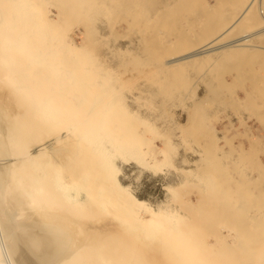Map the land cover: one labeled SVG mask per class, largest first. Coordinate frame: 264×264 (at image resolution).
Segmentation results:
<instances>
[{"label": "bare ground", "instance_id": "obj_1", "mask_svg": "<svg viewBox=\"0 0 264 264\" xmlns=\"http://www.w3.org/2000/svg\"><path fill=\"white\" fill-rule=\"evenodd\" d=\"M263 2L212 11L207 0H0V264H264V188L218 186L209 173L222 157L185 138L176 158L179 144L132 106L123 80L148 71L126 69V56L162 57L151 83L170 95L181 68L257 47L264 28L233 34L264 21ZM192 7L206 9L199 32L176 29L172 16ZM174 32L193 42L169 46ZM235 136L260 143L235 130L224 136L233 152ZM127 167L134 181L161 178L164 199L139 197Z\"/></svg>", "mask_w": 264, "mask_h": 264}, {"label": "rangeland", "instance_id": "obj_2", "mask_svg": "<svg viewBox=\"0 0 264 264\" xmlns=\"http://www.w3.org/2000/svg\"><path fill=\"white\" fill-rule=\"evenodd\" d=\"M229 1L231 0H207V3L212 5V11H223L218 5L225 2L228 3ZM261 8V15H264V2ZM188 10L189 11L186 12L184 10L183 12L180 11L178 14L172 16V19L175 21V28L180 29L184 25V31L187 30V32H191L190 26L193 25V30L198 31V21L204 19L201 11H205L206 9L192 7ZM257 18L258 19L248 26V28L242 27L235 33L233 32V37L235 35V37L240 36L245 32H252L256 29L264 28V21H262L260 15ZM51 19L54 20V17L51 16ZM162 35H164V33L161 34V37ZM165 36V42H167L169 46H171L172 43H178V45L181 46H189L190 42H193L191 37L179 38V34L176 32L168 34V37L167 35ZM177 36L178 38L176 39ZM73 37L77 42H80V33L78 31H76ZM125 43L126 41H121L122 47L126 46ZM250 43L257 47L247 49V51H241L233 58L222 57L219 60L209 61L207 63H194L185 68H181V79H178V81L171 79L172 83L175 82L179 84L177 89L175 85L173 91H170V95H163L161 93L156 94L159 91L155 89L156 87L159 89V86L156 85L155 82L151 83L153 79L152 76L154 77L157 71L163 68V64L160 63L159 60L164 58H156L153 56L146 58V56H142V59L145 58L149 62L141 64L134 62L133 59L130 60L132 57L126 56L125 59H123V64H125V66L122 64L120 65L121 69H123V66L126 69H136L139 65L143 67L142 65L145 64L144 66H146V68L144 67L141 69H148V71L143 73L135 71H132L134 73L130 72L133 76H136L135 79L130 78L132 75L130 76V73H127L125 77L128 76L129 79L123 80L127 81L126 85L130 84V89H125L124 92L128 97L132 95L136 97V100L133 101L134 104L131 101L134 108H139L140 111H144L143 113L146 111L147 116L149 115V118L154 120V124L158 128L160 127L159 131L166 132L168 135L167 139L170 140V142H174L176 145L179 144L177 145L179 149H177L175 157L177 158L179 154L184 153L183 147L186 145H184L183 142H181V144L179 143L182 138H185L188 146L192 149H198L200 152H203L204 149L213 151L214 153L216 152L215 158L216 156H221L220 162L222 164L220 163V166L216 170L209 173L212 175H210L211 180L215 182V180L218 179V186L220 184L221 187H226L227 190L233 192H236L238 189H245V187H255V189L264 188V34L255 37ZM172 48L173 47H171V49ZM102 49H104L103 46L100 47V51H103ZM171 49H164V54L169 53ZM133 52H135V50ZM136 52H139V48ZM158 64L160 65L157 68L156 66ZM149 65H155L154 67L156 68L154 69L156 71ZM162 73L161 71L158 72L159 76H157H162ZM148 75L151 79L147 77ZM163 76H169V74L164 73ZM138 77L141 78L139 80L142 81H137ZM142 77L144 79H142ZM138 86L144 89H138ZM141 90H144V93L143 91L141 92ZM146 92H148L149 95H145ZM161 96L165 97L163 98ZM159 97L162 99H159ZM145 98L148 99L144 100ZM164 102L165 106H163ZM157 103L159 106L161 105L159 107L161 110L157 109ZM151 109L153 110L152 112ZM236 114H240L244 117L245 123L241 121ZM215 116L217 118L219 117L218 120L217 118L215 119ZM180 123L183 125H180ZM235 130L238 131L239 134L252 130V133L260 143H254V141L250 140L248 145L245 137L242 136V139L241 136H235L231 139L233 143L232 147H234L236 151L233 152V150L230 149L231 146L224 140V136L228 135V133L233 135ZM238 142H242V144L238 145ZM190 148L188 150H190ZM189 154L190 153H188V155ZM198 154L200 155V153L197 152L189 156L194 161ZM175 161L177 163L178 160ZM233 161H235L237 165L235 166V170L232 171L229 176L223 177L221 174L224 170L226 171L225 164L233 166ZM249 166H251L250 169ZM206 171L207 170H205L204 173H207ZM134 172L135 170L132 167H127L125 170V181L132 184L139 197L145 198L152 203H158L164 199V190L162 189L163 180L161 178L144 175L134 181L136 178ZM172 173H174V175L172 174L174 178L176 171L174 170ZM252 174L254 177H252ZM188 197L190 199L195 198L192 194Z\"/></svg>", "mask_w": 264, "mask_h": 264}, {"label": "crops", "instance_id": "obj_3", "mask_svg": "<svg viewBox=\"0 0 264 264\" xmlns=\"http://www.w3.org/2000/svg\"><path fill=\"white\" fill-rule=\"evenodd\" d=\"M264 256V255H263Z\"/></svg>", "mask_w": 264, "mask_h": 264}]
</instances>
